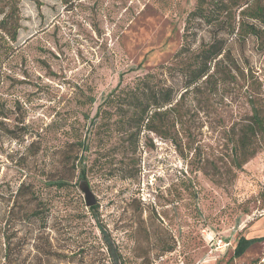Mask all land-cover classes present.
<instances>
[{"label": "rangeland", "instance_id": "374dc122", "mask_svg": "<svg viewBox=\"0 0 264 264\" xmlns=\"http://www.w3.org/2000/svg\"><path fill=\"white\" fill-rule=\"evenodd\" d=\"M197 5L0 0V20L18 26L15 40L0 28V264H264V133L239 168L231 156L253 107L264 116V32L229 36L231 76L164 106L160 131L121 129L104 102L147 72L179 98L199 47L216 27L238 28L237 2L204 0L210 23ZM74 137L71 175L58 154ZM242 236L259 240L234 257Z\"/></svg>", "mask_w": 264, "mask_h": 264}, {"label": "trees", "instance_id": "16d2710c", "mask_svg": "<svg viewBox=\"0 0 264 264\" xmlns=\"http://www.w3.org/2000/svg\"><path fill=\"white\" fill-rule=\"evenodd\" d=\"M203 1L198 0L197 8L194 11L195 15L208 22L216 21L214 19L210 20V16L203 12ZM228 2H237L239 4L237 31H235V26L231 24L223 28L216 27V30L212 32L211 40L202 44L191 61L183 67L182 90L184 91L179 94L178 99L173 91V86L161 82L158 75L154 72H147L143 76L136 78L132 84L123 87L120 86L119 82L107 94L104 102L115 105L116 123L122 127L121 129L135 126L137 129L136 135L141 128L153 132L160 131V122L165 123V118H167V115L164 116V112H161L164 106L171 105L169 111L173 109L185 92L195 87L202 79L208 82L212 79H223L226 76H231V67L229 65L227 67L229 62H225L228 59L230 49L224 45V41L232 34L238 37L252 35L256 39L261 36L264 32V0H213V4L217 8L226 6ZM6 19L2 18L0 20V28L5 32H7V29L10 32V28H12L10 35L11 39L15 40L18 26L17 24L7 26ZM217 24L220 26L226 23H224V20L219 19ZM230 63L235 64L234 62ZM101 111L97 113L100 114ZM259 133H264V116L254 106L249 122L241 126L239 132L231 138V156L235 167L239 168L254 154L253 143ZM80 146V137H74L59 150V164L63 172L69 171L71 175L76 174V163ZM81 175L84 177L83 170ZM51 182L55 186L64 187L67 180L59 176L57 179H52ZM21 189L22 187L19 186L17 192H20ZM97 207V205H92L89 209L95 210ZM258 240L256 237L250 239L244 236L240 237L235 244L233 256H241L251 244Z\"/></svg>", "mask_w": 264, "mask_h": 264}, {"label": "water", "instance_id": "95a60500", "mask_svg": "<svg viewBox=\"0 0 264 264\" xmlns=\"http://www.w3.org/2000/svg\"><path fill=\"white\" fill-rule=\"evenodd\" d=\"M78 188L81 190L84 194V200L87 207H90L92 205H95L96 198L93 192L91 191L89 184L85 180H80L78 182Z\"/></svg>", "mask_w": 264, "mask_h": 264}]
</instances>
